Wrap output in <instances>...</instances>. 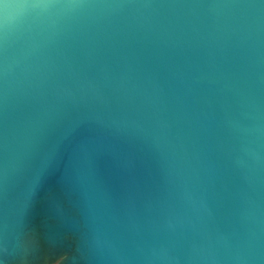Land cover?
I'll return each instance as SVG.
<instances>
[{"label": "clouds", "instance_id": "clouds-1", "mask_svg": "<svg viewBox=\"0 0 264 264\" xmlns=\"http://www.w3.org/2000/svg\"><path fill=\"white\" fill-rule=\"evenodd\" d=\"M19 53L12 52L15 41ZM202 41L208 50V76L184 79V89L168 94L140 67L135 44L175 46ZM99 63L103 80L83 74L77 61ZM110 61L119 71H112ZM216 84L217 98L195 86ZM264 8L251 0H0V154L13 155V169L66 122L89 120L104 136L151 139L160 152L170 192L181 208H166V226L187 223L198 235L189 242L187 264H264V154L246 151L252 163L244 172L246 231L226 256V240L208 226L213 212L209 187L215 188L219 157L232 128L227 106L239 97L264 135ZM169 103L171 114L169 115ZM217 103L224 109L216 111ZM77 179L87 185L85 209L95 220L117 211L110 190L98 177L92 154L77 157ZM7 167L0 164V186ZM131 216V196L122 204ZM90 251L100 264H184L165 244L142 257L126 254L93 222ZM8 213L0 203V254L8 252ZM2 264V262H0Z\"/></svg>", "mask_w": 264, "mask_h": 264}, {"label": "water", "instance_id": "water-1", "mask_svg": "<svg viewBox=\"0 0 264 264\" xmlns=\"http://www.w3.org/2000/svg\"><path fill=\"white\" fill-rule=\"evenodd\" d=\"M251 2L264 8V0ZM20 47L21 42L15 41L10 54H18ZM135 49L140 67L152 74L170 101L174 90L184 89L181 74L186 80L210 74L208 50L202 41L189 40L175 46L138 42ZM110 64L112 71H119L115 62ZM77 66L83 74L103 80L99 63L78 60ZM195 88L198 93L217 98L216 84L205 82ZM261 102L264 103V92ZM216 111L224 109L217 103ZM227 112L232 132L225 140L226 151L219 157L215 188L210 186L207 193L213 212L208 226L226 237L217 244L223 256L230 253L246 231L240 198L246 187L243 174L251 171L252 161L246 150L256 146L264 154V135L257 138L250 132L255 117L243 101L233 96ZM261 122L264 124V117ZM84 149L91 152L96 173L118 208L102 212L95 221L85 209L87 185L77 179V157ZM13 163L12 154L6 160L0 154V164L7 167L0 186V203L7 209L9 222L5 241L8 252L0 254L2 264H100L89 248L88 225L93 222L128 255L142 257L153 246L165 244L187 264L189 242L198 234L187 223L183 227L176 224L174 229L166 226L167 206L172 204L179 211L181 204L170 192L160 152L151 139H115L102 135L89 120L66 122L31 151L23 167L14 170ZM259 175L264 177V167L259 169ZM129 196L135 204L131 216L122 208ZM136 264L142 261L137 260Z\"/></svg>", "mask_w": 264, "mask_h": 264}]
</instances>
